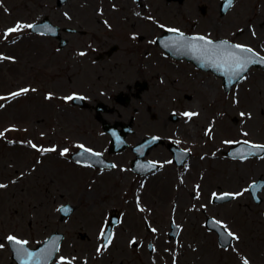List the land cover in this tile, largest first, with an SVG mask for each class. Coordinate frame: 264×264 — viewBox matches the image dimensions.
Here are the masks:
<instances>
[{"label":"rangeland","instance_id":"rangeland-1","mask_svg":"<svg viewBox=\"0 0 264 264\" xmlns=\"http://www.w3.org/2000/svg\"><path fill=\"white\" fill-rule=\"evenodd\" d=\"M220 1L164 0L159 9L155 0H68L62 7L56 0H0V56L11 58L0 61V184L6 185L0 189V264L8 260L9 232L27 231L29 222L33 231L43 232L29 238L31 245L57 231L66 236L67 247L77 245L79 255L101 254L99 262L110 257L115 264H242L244 259L264 264V189L259 204L248 191L251 183L264 180V157L236 161L224 155L233 143L264 145V71L251 69L225 93L220 78L169 58L154 44L165 29H175L243 45L264 57V0H235L223 17ZM128 6L132 8L126 14ZM44 16L85 35L63 34L69 41L65 49L51 38L29 34L28 28L5 36L7 29ZM113 45L118 50L103 56ZM136 79L150 85L142 101L117 105L119 115L105 114L104 119L128 123L136 116L127 142L161 133L181 143L191 159L183 169H175L166 154L161 172L144 180L131 177L125 186L117 178L75 174L68 160L72 146L108 143L110 137L92 114L72 107L67 98L87 87L124 91ZM22 89L29 91L12 95ZM185 112L198 115L188 119ZM150 114L160 118L151 122ZM50 148L56 150L41 151ZM77 181L98 186L99 193L76 194ZM178 192L182 198L177 201ZM223 193L242 195L214 205V194ZM64 204L75 211L71 219L59 221L57 209ZM112 210L118 211L121 222L113 230L112 243L98 253ZM207 217L239 239L228 249L220 248L217 236L204 226ZM171 222L180 229L176 241H168Z\"/></svg>","mask_w":264,"mask_h":264},{"label":"flooded vegetation","instance_id":"flooded-vegetation-1","mask_svg":"<svg viewBox=\"0 0 264 264\" xmlns=\"http://www.w3.org/2000/svg\"><path fill=\"white\" fill-rule=\"evenodd\" d=\"M62 7V6H61ZM75 9H71V11H74ZM76 35V34H75ZM69 41L67 40V45L68 46ZM65 47V48H66ZM146 83V88L145 90L139 92L141 84ZM116 85H119L116 84ZM150 89V85L148 82L143 81V80H138L136 79L134 82L131 83V85H127L125 87V90L121 89H109V88H95L94 87H87L85 88V91L83 93H78L77 95L83 97L87 104H89L88 109H80L83 111H86L94 116L95 119V114L96 110L95 107L99 106V103H104V99H109L113 100L114 104H111L110 106L106 103H104L107 106V109H111V113H118L117 108L115 106H126L128 107L131 103H136L137 101H142L143 99V94L147 93ZM120 96V97H118ZM125 102L126 105H123L122 103H118L116 100ZM92 101V102H90ZM134 101V102H133ZM77 108V107H76ZM103 108V107H102ZM151 109H147V113H150ZM109 112V113H110ZM136 113L139 112L138 109L135 111ZM160 118V114H150V121L154 122ZM96 120V119H95ZM132 125H134V122L136 121V116H130V120ZM128 121V122H129ZM97 122V121H96ZM98 123V122H97ZM120 122H116L114 124H117ZM146 123H142L144 125ZM148 125L146 124L144 128H146ZM134 131L132 134L133 135ZM163 134L161 133H155V134H146L143 136H140L137 138L136 136V141L134 142H126V146L122 148L119 151H114L112 144L110 142L108 143H103V144H98L93 142H77L78 144L72 146L71 149V155L70 156V164H72V168L75 172V174H80L79 172H90L91 175L94 176H100V179H105V178H117L120 179L119 182L120 184L125 186V182L127 179H136V178H146L151 175L157 174L163 170V166L165 164V155H169L170 163L175 169H183L186 165L183 164V166H177L173 163V150H184L181 147V143L175 142L171 139H169L166 136H162ZM148 137H156L161 139L160 142H158L156 145L147 148L145 150H138L136 152L135 147L138 146L145 138ZM250 144H255L253 142L248 141ZM83 145L84 148L90 149L91 152L93 153H100L99 157H94L90 155H82L79 156L81 148L80 146ZM263 145V144H260ZM139 155V158L137 156ZM264 155L260 158L253 157L249 158L247 160H255V159H262ZM140 160V162L144 163L143 166H139L137 164V161ZM112 165H115L116 167H112ZM106 174V175H105ZM77 175H75L77 177ZM81 178H85L84 174L81 175ZM118 188V187H117ZM128 192L131 191L130 185L127 186ZM76 194L80 195H86V196H91L94 193H99L100 188L96 186L95 188L87 183L79 184V182H76V186L74 188ZM103 192L107 191V187L105 189H101ZM120 190H123V187L120 186ZM60 207L57 209V213L59 214V221L63 220H68L71 219L73 214H74V207H72L69 215L67 218L61 219V214H60ZM33 224L32 222L28 223L27 226V231H22L20 234L17 232H14L13 230H20L18 228H12L13 230L9 232L8 235L14 236L17 239L21 241H27L28 243L26 246L29 249H34L36 248L39 244L43 243L51 234L50 233L46 238L43 239V241L39 244L31 245L32 239L31 236L33 237H40V235L43 233H38L33 231L32 229ZM22 229V228H21ZM35 239V238H34ZM134 247L137 245L134 244ZM88 249V247H86ZM6 249H7V257L8 260L6 259L5 264H17L16 261L14 260L13 257V247L11 246L10 242L7 240L6 237ZM80 250L77 248L76 244H71L69 247L66 245V236L64 235V238L61 240V243L59 245V249L57 253L55 254L53 260H51L48 264H64V261H70L71 264H115V259H111L110 257L106 260V262H99L101 254H96L92 255L90 253H81L80 255L78 254ZM62 258L64 260L62 261ZM95 262V263H94ZM1 263V261H0ZM118 264H123L122 260L119 261Z\"/></svg>","mask_w":264,"mask_h":264},{"label":"water","instance_id":"water-1","mask_svg":"<svg viewBox=\"0 0 264 264\" xmlns=\"http://www.w3.org/2000/svg\"><path fill=\"white\" fill-rule=\"evenodd\" d=\"M66 0H58V5H61ZM182 1V0H178ZM231 6H228L227 0L222 1L221 5V15H224L228 9ZM35 27L33 29H30L31 32L41 34V35H49L56 38H59L58 28L53 26L47 18L42 20L39 23L33 24ZM65 31L74 33V30L66 29ZM200 37V36H187L183 35V37L180 36V33L176 31H165L164 34L156 39V43L173 59L181 60L186 59L189 62H192L198 69L204 70V71H211L216 76L222 78V83L224 87L225 92H229L230 89L235 85L236 83L240 82L245 74L248 72V70L252 67H261L264 68V63H251L247 65V70L242 71L239 73V75H233L232 70L228 67V65L225 63V57L227 56L228 51H235L238 55L241 56L243 59L245 56H249L250 54L246 53H239L238 50L234 48H230L229 46H234L235 44L229 43L224 40H217L213 41L215 43L216 51L215 54H203L202 52V45L203 41L194 40L193 38ZM224 42H227L225 45ZM65 43L62 42L60 47H63ZM195 45V47H193ZM116 47H112L108 55L112 54L114 51H116ZM260 56L257 55L256 57H252V59H257ZM145 88V84H142V87L140 89V92ZM82 99H79L75 97L73 99V103H79ZM99 108L96 109L97 112H99ZM176 120V118H174ZM115 127V126H114ZM114 127H111L107 123H103V129L105 132L111 134L112 137V143L114 147L118 150L120 149L124 144V137L127 133H130V126H127L126 128L122 129L119 132L114 130ZM155 139H149L147 141H144L141 143L142 148H146L148 146H153L156 143L154 142ZM264 153V151H260L259 149L252 148L249 145H246L245 143H241L238 145H235L234 147H230L229 151L225 153L226 157L229 158H238V159H244L243 156L251 157V156H261ZM190 157L189 153H183L181 151H175V161L178 164H182L183 161ZM138 165L141 166L142 164L138 162ZM254 186V187H253ZM264 187V181L259 180L256 183L252 184L250 187L251 195L256 203H260L261 200L257 196L258 192L262 190ZM224 195H219L213 197V203L214 204H223L226 202H230L234 199L233 195H230L228 197H225L221 199L220 197H223ZM68 207L62 208L61 210H65ZM118 223V217L112 216L110 218L109 224L107 226L105 233V239L104 243L106 242L107 237L112 235L113 227ZM205 225L209 231H213L218 235V244L222 248H228L231 245L232 238L227 235L226 230H224L219 223H217L212 218H207ZM180 230L177 226H175L174 223H171V230L168 233L169 240L174 239L176 240L179 236ZM62 235L54 234L52 235L44 245L39 246L36 250H28L25 246V248L34 253L35 255L32 257L31 260H27V258H22L17 253L18 245L13 244L14 247V258L17 260L19 264H39L40 260L39 257L43 254V252L46 254V257L53 256L57 250V247L61 241ZM50 260V258L48 259Z\"/></svg>","mask_w":264,"mask_h":264},{"label":"snow or ice","instance_id":"snow-or-ice-1","mask_svg":"<svg viewBox=\"0 0 264 264\" xmlns=\"http://www.w3.org/2000/svg\"><path fill=\"white\" fill-rule=\"evenodd\" d=\"M227 4L228 6H231L234 4V0H227ZM35 26L34 25H21V24H17L15 27L13 28H9L7 29L5 36L12 34V33H16L19 30L23 29V28H29V29H33ZM169 31H178L175 29H170ZM180 36L183 37V33H180ZM194 40H198V41H203V45H202V52L203 54H215L216 51V45L212 40L206 39L203 36L200 37H195L193 38ZM225 45L227 44V42H224ZM193 47H195V45H193ZM230 48H234L236 50L239 51V53H246V54H250L249 56H245L243 59L241 58L240 55L237 54V52L235 51H228L227 52V56L225 57V63L228 65V67L232 70L233 75H239L240 72L242 71H246L247 70V65L251 64V63H264V57H259L257 59H252V57H256L257 54L254 52L253 49L248 48L246 46L243 45H234V46H229ZM81 56L84 55L83 52L80 53ZM5 59H11L9 57H4V56H0V61L5 60ZM28 89H22L21 92H17V93H13V96H19L21 93H26L28 92ZM74 97H68V100H72ZM3 99V98H0ZM79 99H83V97H79ZM183 115L185 117H187L188 119H191L194 116H197L198 113H194V112H185L183 113ZM244 113H241V116H244ZM209 131H211V129H209ZM0 135H3L2 133H0ZM245 135H247V133H245ZM226 143H231V142H226ZM245 144H249L248 141H244ZM33 148H36V145H32ZM81 148H83L84 152H90V149L84 148L83 145L80 146ZM252 148L255 149H259L260 151H264V145H251ZM55 148H50V149H42L41 151L44 152H53L55 151ZM67 150H65L66 152ZM65 152H61V155H64ZM93 155L99 156L100 153H92ZM242 158L246 159L247 156H243ZM112 167H116L115 165H112ZM6 185L4 184H0V189L5 188ZM254 187V186H253ZM247 191V190H245ZM215 195V194H214ZM230 195H242V193H237V194H228L225 193L223 197H220L221 199L228 197ZM222 227H224L223 225H221ZM155 231V230H153ZM227 235L229 237H231L232 239L238 240L239 237H237L234 233H232L230 230H227ZM101 239H105V233L102 231L101 232ZM7 240L15 245H18L19 247L17 248V253L20 257L22 258H27V260H31L32 257L35 255L34 253L28 251L24 246L28 243L27 241H21L19 239H17L14 236L9 235L7 237ZM112 243V237L109 235L106 239V242L104 244H102L100 247H98L97 252L100 253L104 250L107 249V247ZM131 244H135L136 241L132 240L130 241ZM0 247H2V245H0ZM64 260V258H62V261ZM64 264H71L70 261H64ZM242 264H249V261L247 259H244L242 261Z\"/></svg>","mask_w":264,"mask_h":264},{"label":"bare ground","instance_id":"bare-ground-1","mask_svg":"<svg viewBox=\"0 0 264 264\" xmlns=\"http://www.w3.org/2000/svg\"><path fill=\"white\" fill-rule=\"evenodd\" d=\"M163 5H164V0H155V2H154V6L157 7V8H159V9H161V8L163 7ZM131 8H132L131 6H128V10H127L126 14L130 12ZM167 9H168V10H171V9H172V6H171L170 4H168ZM173 10L175 11V13H180V12H181V11H180V7H178V6H175V7L173 8ZM152 15L154 16L153 13H152ZM132 17H134L135 19L138 18V17H139V13L132 12ZM142 180H144V178H143ZM174 198H175V200H177V201L180 200V199L182 198L181 193L178 192V193L174 196ZM82 235H83V234H82ZM87 237H88V236H87Z\"/></svg>","mask_w":264,"mask_h":264}]
</instances>
